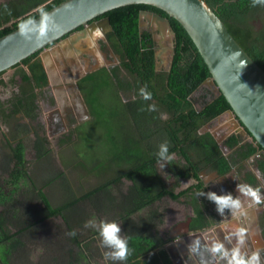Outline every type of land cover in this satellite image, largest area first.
Instances as JSON below:
<instances>
[{
  "label": "trees",
  "instance_id": "obj_1",
  "mask_svg": "<svg viewBox=\"0 0 264 264\" xmlns=\"http://www.w3.org/2000/svg\"><path fill=\"white\" fill-rule=\"evenodd\" d=\"M60 1H1L0 36L17 28L21 18H35L40 8L47 10ZM205 1L264 70V7H252L251 0ZM141 10L166 17L174 32L167 69L156 68V42L146 28H139ZM102 17L109 19L111 31L106 39L119 61L89 71L76 82L89 113L83 123L100 130L102 153L91 152L97 140L89 133L83 144L89 152L77 150L83 139L78 127L83 123L75 127L74 137L70 132L62 139L71 143L75 154L61 161L65 168L79 172V184L74 186L63 170L50 169L48 140L29 124H38L37 101L48 84L39 51L11 67L19 81L9 82L17 89L9 99L0 100V122L6 126V132L0 133V149L6 148L0 153V264H173L164 248L169 237L166 231L163 236L162 226L166 212L172 211L163 204L165 198L188 208L184 211L190 218L189 228L197 231L215 221L208 199L196 195L205 191L201 170H215L219 175L235 171L243 182L263 190L264 157L260 154L255 161L259 178L246 170L261 148L253 138L242 141L232 132L221 146L212 132L200 131L229 105L221 93L201 85L210 73L180 23L144 3L113 8L93 19ZM4 71H0V87L8 85L1 77ZM141 88L150 98L141 95ZM201 89L203 94L196 97ZM196 98H201L197 106ZM30 133L34 167L43 164L47 176L38 177L35 168L28 169L25 141ZM164 141L173 154L170 161L156 156ZM223 148L228 151L224 153ZM83 178L97 182L84 188ZM187 179L195 182L177 190ZM90 219L117 221L120 235L132 248L127 261L104 258L110 249L101 246L95 229L84 227ZM262 221L264 226V215Z\"/></svg>",
  "mask_w": 264,
  "mask_h": 264
},
{
  "label": "water",
  "instance_id": "obj_2",
  "mask_svg": "<svg viewBox=\"0 0 264 264\" xmlns=\"http://www.w3.org/2000/svg\"><path fill=\"white\" fill-rule=\"evenodd\" d=\"M69 3L71 8H66L65 5ZM134 3L157 7L180 23L208 68L210 76L205 79V82L209 87H214L216 94L221 93L229 105V109L225 111L233 115L231 121L233 128L228 134L233 132L244 138H253L261 147L260 154L264 157V70L234 39L226 25L205 0H62L46 10L53 16L61 31L56 35H50L40 46L22 38L17 28L0 36V71L11 68L25 57L39 51L46 74L54 84L58 83L59 80L52 76L53 56L57 59L60 55L65 56L64 58L75 57L72 51L76 49L72 45L74 42L88 35L93 36L94 31L100 25L111 29L108 17L96 21L90 20L107 10ZM147 14L162 21L174 38V32L168 19L155 12L146 10L139 12L140 29V18ZM35 18L38 19V16ZM81 25L85 27L80 30L78 37L77 34L69 36L70 32ZM146 29L150 32L148 28ZM151 36H153L152 33ZM54 45L57 47L54 48ZM93 69L96 67L87 71ZM84 73L85 69H80L73 77L68 78L67 81L70 84L66 86L67 90L71 88L76 95V100L72 99L80 107L79 120L89 118L88 110L76 85V79ZM62 94V102L69 104L66 94L64 92ZM218 143L220 144V141ZM253 168L257 172L256 163L253 164ZM198 234L191 231L184 237V240ZM259 243L263 246L264 240L259 239ZM168 244L170 243L165 245L166 248ZM181 250H179L180 255H183ZM187 251L193 256H190L188 264H201V258L195 256L194 250L188 249ZM241 251L247 253V250ZM169 255L173 259L170 252ZM218 256L219 262L216 264H227V257L223 254Z\"/></svg>",
  "mask_w": 264,
  "mask_h": 264
},
{
  "label": "rangeland",
  "instance_id": "obj_3",
  "mask_svg": "<svg viewBox=\"0 0 264 264\" xmlns=\"http://www.w3.org/2000/svg\"><path fill=\"white\" fill-rule=\"evenodd\" d=\"M1 1H5V0H0ZM140 27L141 29L143 28H148L150 30V32L152 33L153 37H154V41L156 42V55H157V67L158 68H163V69H167L168 66V62L170 60V52H171V45H172V40L173 37L171 35V33L169 32V29L167 27L164 26V23L162 21H158L156 18H154L153 16L147 14L146 16H141L140 18ZM160 28V29H159ZM74 32H70L69 36H73ZM95 35V33L93 34V36ZM92 36V38H93ZM54 48L57 47V45L53 46ZM73 48H79L81 50H83V53H87L92 57V61L90 62L89 59L87 60V58H82L81 56H77V60L79 61V64L82 63V61L85 59L88 61V63L90 64V69L96 67L97 64L99 63H103L105 65H109L111 62L114 61L115 58H117V56L113 53L112 59H110L109 57H107L106 52L107 49L105 48V45L103 44H97L94 42V40L88 38V37H84V38H80L78 41L74 42L73 44ZM74 54V53H73ZM106 59V61H105ZM74 60L71 59V57L69 58H64L63 55H60V57L57 59L56 57L53 56V60H52V66H53V73L52 76L54 78H57L59 80V83L63 86V92L66 94L67 99L69 101V104H72V101L70 100V93H74V91L71 92V88L68 91L66 89V84L69 85L68 82V64H74ZM81 65V64H80ZM81 68V67H80ZM97 69V68H96ZM15 68H9L7 70H5L2 74L1 77L7 81L8 85L7 86H2L0 87V100L5 101L7 99L10 98L11 94L13 92L16 91L17 87L16 85H10V80H13V82H18V76L14 74ZM63 73V75H62ZM55 85V84H54ZM205 88V87H204ZM44 93L42 94V96H39L38 98V116H39V121H38V117H37V121L38 124L35 122H29L27 121L25 118H23L21 121L25 122H29L30 127H35L37 128L38 132L40 134H43V136L46 137V139L48 140V144H49V148H50V158L48 159V164L50 165V169H60L63 170L66 175H69V179L72 182V184L75 186L76 183L79 184V180L78 177L76 176L77 172L76 171H71L70 169L65 168V165L63 164V160L64 157L69 158L72 154H75V149L73 150V147L71 145V143L68 140H64L62 141V139L65 138L66 135H70V132H72L71 136L74 137V129H70L68 130L66 133H64L63 135L59 136L61 133L59 134H55V129L51 128L50 126H46L45 125V119L49 116V111H51L54 108V101H52V93H50V87L45 86L44 88ZM203 94V90H199L195 93V96L198 97V95ZM43 96H49L50 98V106L45 105L46 102V97ZM68 104V105H69ZM198 105V101L196 102V106ZM76 115V114H75ZM228 115V113L225 111L224 113L220 114L219 116L215 117L214 119H212L209 123L205 124L204 126L201 127L200 131H210L213 132V134L215 135L216 139L218 141H220V144L222 146V137H220L219 133H217V131L219 129L216 126H219L222 123L226 122V116ZM75 121V117L74 115H71V121ZM88 118H85V120L83 122H85ZM82 122V123H83ZM217 123H219V125H217ZM81 124V123H80ZM227 124V123H226ZM222 125L220 126V130L226 125ZM79 132L81 131L82 133V137L83 139L78 141L77 143V150L80 152L85 151V153L89 152V149H87L88 147H85L84 145H86L85 143V136L86 134H90L91 138H93V140H97V144H93L94 148H90L91 152L93 150H95V154H97L99 156V153H102V148H100V139H101V132L98 129H91L89 127V124L87 123H83L81 124L79 127ZM6 132V126L0 122V133L1 132ZM215 131V132H214ZM223 131V130H222ZM220 131V132H222ZM224 132V131H223ZM1 137V134H0ZM28 137L30 140H26L25 141V157L28 160V169H34L35 174L38 175V177H43V176H47L49 175V171H47L45 169V167L43 166V164H37L36 167H34L35 165V156H34V150L32 148V140H33V134L30 133L28 134ZM84 144V145H83ZM228 150H226V148H223V152H227ZM6 152V148L2 147V149H0V153H5ZM62 156V157H60ZM63 158V159H62ZM62 160V161H61ZM209 171L208 169H204L202 170L203 173H205V176L208 178L209 177ZM41 174V175H40ZM232 174V173H231ZM229 175V174H228ZM204 176V175H203ZM229 179L233 182V178L236 180V178L234 176L229 175ZM240 177V175H238V178ZM82 181V184L84 185V188H89L92 187L96 184V179L95 178H90L88 179L86 182L83 179H80ZM190 181L192 180H182L180 183V186L177 187V189H181V187H185V185L190 183ZM224 184V183H223ZM264 188V184L262 185ZM83 189V188H82ZM84 190V189H83ZM262 198H264V193L262 192ZM167 203L169 209H171V212H166V217H165V221H186L187 217H185V211H188L187 207H185L183 204H179L175 201H169L166 200L163 202V204ZM263 203L261 204H257L256 207L259 205L262 206ZM185 210V211H184ZM256 221V220H255ZM162 229H165V223L162 226ZM45 252V251H44Z\"/></svg>",
  "mask_w": 264,
  "mask_h": 264
},
{
  "label": "crops",
  "instance_id": "obj_4",
  "mask_svg": "<svg viewBox=\"0 0 264 264\" xmlns=\"http://www.w3.org/2000/svg\"><path fill=\"white\" fill-rule=\"evenodd\" d=\"M61 89L63 90V86L61 87ZM226 117H227L226 122L220 125L219 123H217V125L219 126H216L217 128H215V130L219 129L218 131L224 130V132L222 131L224 133L223 135L224 138L227 135H229L227 132H230V130L233 128V127H229L228 125L229 123H231L233 115L228 114ZM224 124L226 125L220 130L219 127ZM223 137H222V141L224 139ZM246 140H250V139H246ZM199 174L205 185V191L203 193L206 194L208 192H215L217 195L230 193L234 198L239 197L242 203L240 209L236 210L235 213L233 211H230L229 208H224L222 212H218L215 203L208 199L207 200L208 207L211 210V212L215 214V221H211L210 225L202 230L195 231L189 228V220H190L189 216H186L187 221H164L166 230L171 228L172 230H174V233H172L173 236L179 235V237L176 239V242L180 244L182 243V246L180 248L182 249L181 251H183V248L184 251H187L188 249L197 251L200 258H204L207 264H216L219 262V256H218L219 254L211 250L217 242L222 243L225 250L229 252L237 246H240V248L243 247L244 251L247 250V253H250L251 251H255L257 249L261 251V249L264 248V245L262 246L259 243V239L262 238L258 233L259 231L258 228L255 227L256 226L255 210L257 204L254 202L252 198L241 194L237 189L238 184L246 183V182H243V180H241L240 177L238 178V174H235V171H230L229 173H226L224 175H219L216 171H209L208 178L205 176V173H203L202 170L200 171ZM228 174L234 176L236 180L233 178V182H232L229 179L230 176ZM254 174L257 176L256 172H254ZM193 182L195 181L194 180L190 181L188 185H190ZM186 187L187 184L185 185V187H181V189H184ZM181 189H177V190H181ZM241 230H243L244 232V242L242 245H238L239 237L237 233ZM164 231L165 229H163V236L165 234ZM191 231L197 232L199 234L196 235L195 237H189L187 240H184V237L188 235L189 232ZM173 236L170 237L173 238ZM196 241H199V244H196L195 243ZM180 249L177 250L179 254L178 259L175 258V260L173 261V259L170 257L173 264H184L183 255H180L179 252ZM167 253L169 255V252ZM178 260H180L181 263Z\"/></svg>",
  "mask_w": 264,
  "mask_h": 264
},
{
  "label": "clouds",
  "instance_id": "obj_5",
  "mask_svg": "<svg viewBox=\"0 0 264 264\" xmlns=\"http://www.w3.org/2000/svg\"><path fill=\"white\" fill-rule=\"evenodd\" d=\"M257 5L264 7V0H251L252 7H256ZM65 7L71 8V4H66ZM17 31L25 40L33 41L37 46H40L50 35L58 34L61 28L48 11L40 8L38 19L33 16L21 18L17 23ZM95 37L102 38V32L97 30L95 32ZM140 93L145 99L150 98L151 94L145 92L144 88L140 89ZM156 156L160 161H170L173 159V154L169 153L167 141H164L158 146ZM161 167H163V164H161ZM237 189L241 194L252 198L256 204L264 203V198L261 197L259 187L241 183L237 185ZM196 195H206L207 199L215 203L218 212H222L224 208H229L230 211L235 213L236 210L240 209L242 203L239 197L234 198L230 193L217 195L215 192H208L205 194L200 191ZM84 227L95 229L100 237L101 246L110 249V251H106L103 254L106 260L110 259L112 261L124 262L132 255V248L129 247V240L120 235V225L116 220L97 222L95 219H90L85 222ZM68 234L75 235L74 232ZM237 235L239 237L238 245H242L244 242L243 230L239 231ZM195 243L199 244V241ZM211 250L227 257V264H261L262 257L259 249L251 251L250 253H245L241 251L240 246H237L229 252L225 250L222 243L217 242Z\"/></svg>",
  "mask_w": 264,
  "mask_h": 264
},
{
  "label": "flooded vegetation",
  "instance_id": "obj_6",
  "mask_svg": "<svg viewBox=\"0 0 264 264\" xmlns=\"http://www.w3.org/2000/svg\"><path fill=\"white\" fill-rule=\"evenodd\" d=\"M102 18H104V17H102ZM102 18H99V19H102ZM96 20H98V19H95V20L92 19L90 21H96ZM89 23H91V22H89ZM85 25H82L81 28L75 29L73 31L74 34H77V37L79 35L80 30L82 28H84ZM97 30H100L102 32V38L95 37V35L93 36V38H92L91 35H88L87 37L90 38V39H92V40H94V42L97 43V44H100L101 43V44L105 45V48L107 49L106 55H107V57H109L110 59H112V56L111 55L114 52H113L112 48L110 47V44L108 43V41L106 39V35L111 31V29H109L105 25H100V26H98ZM96 31H94V33ZM153 39H154V37H153ZM173 42H174V38L172 40V45L170 47V49H171V52H170V60H171V55H172ZM53 44H55V43H53ZM72 51H73L75 57H71V59H73L75 63L74 64H68V67H67V69H69L68 70V75H67L68 78L69 77H73V75L75 73H77L78 71H80V69H85V73L84 74L88 73L87 70L90 69V64L89 63L92 61V57L89 54H87V53L86 54L83 53L84 52L83 50H81L79 48H76V49H73ZM77 56H81L82 58H87V60L89 59L90 62L88 63V61L84 59L82 61V63H80L81 64L80 65L79 64V61L77 60V58H78ZM155 57H156V60H157L158 57L156 55V51H155ZM170 60L168 62L167 68L169 67ZM105 61H106V59H105ZM118 61H119V59H118V56H117V58H115L114 61L111 62L109 65L115 64ZM105 64L99 63L98 66H96V68H99L101 66H109L108 64L107 65H105ZM155 65H156V68H158L157 67V62H156ZM90 71H92V70H90ZM62 75H63V73H62ZM81 76H83V75H81ZM78 79H76V82L78 81ZM47 80H48V84L46 86L47 87L48 86L50 87V93H52V96H51L52 97V101H54V104H53L54 105V108L51 111H49V116L45 119V125L46 126L48 125L51 128L55 129V131H56L55 134L61 133L59 135V136H61L64 133H66L68 130L75 128L77 125H79L80 123H82L85 119H83V120H79L78 119L79 116H81V114H80L81 112H80V107H79L78 103H76L73 100V99L76 100V95L74 93H70L71 94L70 95V98H71L70 100H73L71 105L70 104L68 105V103L62 102V98H63L62 97L63 96V94H62L63 91L61 89L62 85L59 82L54 85V83L50 80V78L48 77V75H47ZM66 83H69V82H66ZM66 85H68V84H66ZM201 85L204 86L205 88L209 89L214 94H216V90L214 89V87H209L208 86V83H206L205 80L203 81V83ZM72 91L73 90L71 89V92ZM78 91H79V89H78ZM79 93H80V91H79ZM80 95H81V93H80ZM66 99H67V96H66ZM200 99L201 98H198V99L196 98V101L197 100H200ZM45 105L50 106V98H49V96L46 97ZM71 115L72 116L74 115L75 121H74V119H73V121H71ZM38 121H39V116H38ZM228 125H229V127H233L232 123H229ZM218 133L220 134L219 135L220 137L224 135L223 132L218 131ZM41 135H43V134H41ZM240 137H241L242 141H244L246 139H250L251 140V138H243V136H241V135H240ZM259 155H260V151L258 152L257 155H255L254 157L250 158L248 164L246 165V170H250L253 173L256 172L255 169L253 168V164L256 163L255 162L256 161V158H258ZM256 166H257V163H256ZM210 171H215V170H210ZM258 173H259V171H258V168H257L256 174H258ZM257 176H259V175H257ZM187 180H192V179H187ZM262 192L264 193V188L261 191V196H262ZM255 213H256V218H255V220H256V226L255 227L258 228V230H259L258 233H259L260 237L263 239L264 237H262V231H263L264 226L262 224V222H263L262 219H263V215H264V203L262 204V206L259 205V207L258 206L256 207ZM168 230H166V228H165L166 234L169 237V239L167 240V242L165 243V245L167 243H170V244H168L167 248L164 245V248H165L166 252H170L172 254L173 261H174L175 258H177V259L179 258V254H178V251L177 250L181 248L182 243L180 244V243L176 242V239L179 237V235H174L173 236L172 233H174V230H172L171 228L168 229ZM170 236H173V238L170 237ZM241 250H244L243 247H241ZM182 253H183V261H184V264H188V262L190 261V256L191 257H193V256L190 253H188L187 251H184V248H183ZM194 254L197 257L199 256L197 251H194ZM261 257H262L261 258V264H264V248L261 249ZM178 261L180 262V260H178ZM202 261H203V263H202ZM201 264H207L206 263V260L204 258H201Z\"/></svg>",
  "mask_w": 264,
  "mask_h": 264
}]
</instances>
